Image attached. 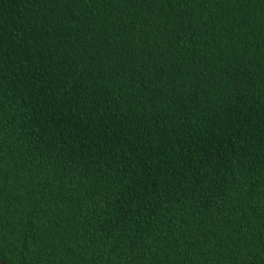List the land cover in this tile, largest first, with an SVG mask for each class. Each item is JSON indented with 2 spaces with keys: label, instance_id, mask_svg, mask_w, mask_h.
Instances as JSON below:
<instances>
[{
  "label": "trees",
  "instance_id": "trees-1",
  "mask_svg": "<svg viewBox=\"0 0 264 264\" xmlns=\"http://www.w3.org/2000/svg\"><path fill=\"white\" fill-rule=\"evenodd\" d=\"M5 264H264V0H0Z\"/></svg>",
  "mask_w": 264,
  "mask_h": 264
},
{
  "label": "water",
  "instance_id": "water-1",
  "mask_svg": "<svg viewBox=\"0 0 264 264\" xmlns=\"http://www.w3.org/2000/svg\"><path fill=\"white\" fill-rule=\"evenodd\" d=\"M0 264H5V263L0 259Z\"/></svg>",
  "mask_w": 264,
  "mask_h": 264
}]
</instances>
